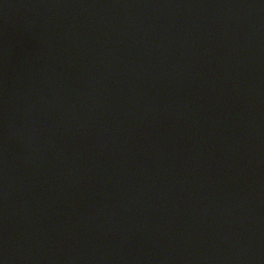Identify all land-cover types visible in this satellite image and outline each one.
Here are the masks:
<instances>
[{
  "label": "water",
  "instance_id": "95a60500",
  "mask_svg": "<svg viewBox=\"0 0 264 264\" xmlns=\"http://www.w3.org/2000/svg\"><path fill=\"white\" fill-rule=\"evenodd\" d=\"M0 264H264V0H0Z\"/></svg>",
  "mask_w": 264,
  "mask_h": 264
}]
</instances>
